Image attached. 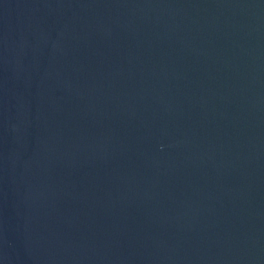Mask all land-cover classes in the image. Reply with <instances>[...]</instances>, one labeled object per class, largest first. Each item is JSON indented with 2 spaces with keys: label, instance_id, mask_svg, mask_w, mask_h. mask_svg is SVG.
Here are the masks:
<instances>
[{
  "label": "water",
  "instance_id": "1",
  "mask_svg": "<svg viewBox=\"0 0 264 264\" xmlns=\"http://www.w3.org/2000/svg\"><path fill=\"white\" fill-rule=\"evenodd\" d=\"M0 264H264V0H0Z\"/></svg>",
  "mask_w": 264,
  "mask_h": 264
}]
</instances>
